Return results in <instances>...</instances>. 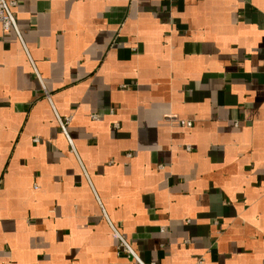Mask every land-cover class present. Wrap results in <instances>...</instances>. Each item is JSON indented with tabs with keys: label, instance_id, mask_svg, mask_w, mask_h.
<instances>
[{
	"label": "crops",
	"instance_id": "0c3cea01",
	"mask_svg": "<svg viewBox=\"0 0 264 264\" xmlns=\"http://www.w3.org/2000/svg\"><path fill=\"white\" fill-rule=\"evenodd\" d=\"M14 11L20 37L0 27V264H136L110 223L146 264H264V0Z\"/></svg>",
	"mask_w": 264,
	"mask_h": 264
},
{
	"label": "built area",
	"instance_id": "2783aa9c",
	"mask_svg": "<svg viewBox=\"0 0 264 264\" xmlns=\"http://www.w3.org/2000/svg\"><path fill=\"white\" fill-rule=\"evenodd\" d=\"M17 5V0H0V27L5 33L13 31L18 37H20L18 25L16 22V15L14 8ZM92 118H97V116H92ZM70 120V117H65L64 119L57 116V121L62 133L66 136L68 142L71 143V140L67 134V124ZM179 124L182 126L189 127L191 122L189 120H179ZM112 229V235L118 240L116 250L118 252H125L130 258H132L136 264H146L142 262L139 257L134 253L129 242L124 238L120 231L110 223ZM163 230V229H162ZM203 258H198L196 264H202ZM148 264H155L150 262Z\"/></svg>",
	"mask_w": 264,
	"mask_h": 264
}]
</instances>
